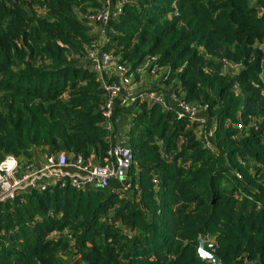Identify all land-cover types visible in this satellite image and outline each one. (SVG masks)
<instances>
[{"label":"trees","instance_id":"1","mask_svg":"<svg viewBox=\"0 0 264 264\" xmlns=\"http://www.w3.org/2000/svg\"><path fill=\"white\" fill-rule=\"evenodd\" d=\"M105 1L0 0V159L105 162L116 130L86 57L94 42L136 79L154 58L177 95L207 106L211 146L167 97L117 104L111 124L130 116L126 182L0 203V264H213L204 237L223 264H264V0H111L120 12L96 36L85 15Z\"/></svg>","mask_w":264,"mask_h":264},{"label":"built area","instance_id":"2","mask_svg":"<svg viewBox=\"0 0 264 264\" xmlns=\"http://www.w3.org/2000/svg\"><path fill=\"white\" fill-rule=\"evenodd\" d=\"M127 0H122V3ZM120 5H114L111 0H106L103 7L97 11L89 12L85 17L91 24H98L101 31H105L112 16H117L120 12ZM264 50V47H259ZM87 59L91 68L98 73L101 79V86L105 93L104 103L101 111L106 117L107 126H111L114 107L119 104L129 107L137 101H146L150 104H161L168 107L166 95L159 91L148 93H137L125 86L121 81L109 80L105 74L114 69L120 79L127 77L128 69L119 62V57L113 51H102L99 44L94 42L87 48ZM154 58H148L137 69V74L157 75L161 71L158 67L152 66ZM237 65L225 60V69L235 70ZM167 78L166 72L163 79ZM264 81V78H263ZM136 83V82H134ZM170 101L177 105V116L189 117L190 122H198L200 128H205L204 136L209 146L214 137V123L207 128V106L192 104L177 95L174 90L171 92ZM241 129L242 124H237ZM104 163H85L80 156H68L65 152L55 155L45 154L44 156L22 159L14 155H6L0 159V203L13 201L18 194L25 190H46L49 186L60 182L66 185L71 182L80 188L85 186H95L99 188L110 187L111 183L120 179V168L130 169L134 163V154L131 148L122 142L114 143L107 151ZM70 157H73L72 159ZM126 184L124 188H128ZM57 236L58 233H53Z\"/></svg>","mask_w":264,"mask_h":264},{"label":"crops","instance_id":"3","mask_svg":"<svg viewBox=\"0 0 264 264\" xmlns=\"http://www.w3.org/2000/svg\"><path fill=\"white\" fill-rule=\"evenodd\" d=\"M101 27L98 24H93L91 28V32L96 35L100 36V33H102ZM103 37V35H101ZM167 70L162 69L159 74L152 75V74H145L143 76H140L139 79L134 78L133 76H127L124 79H120V81L130 89H132L134 92L137 93H148L153 91H159L166 95L167 98L170 99L171 92L175 89L174 87L176 84L171 83L170 85H167L164 82L163 79V73H165ZM116 72L114 69H111L108 71L107 77H111L112 75H115ZM136 82V83H134ZM130 120V116H123L122 118L116 120L115 122H112L111 126L112 130H116L115 135L113 136L114 140L116 142H122L126 145V137H125V130L129 127L128 123ZM115 125V128L113 126ZM71 159L73 157H70ZM93 164L100 163L98 161L91 160Z\"/></svg>","mask_w":264,"mask_h":264},{"label":"water","instance_id":"4","mask_svg":"<svg viewBox=\"0 0 264 264\" xmlns=\"http://www.w3.org/2000/svg\"><path fill=\"white\" fill-rule=\"evenodd\" d=\"M120 179L126 182V176L129 173L128 169L120 168ZM212 246V243L204 237L199 242V254L204 261H211L213 264H223L222 259L215 252L209 250L208 248Z\"/></svg>","mask_w":264,"mask_h":264},{"label":"rangeland","instance_id":"5","mask_svg":"<svg viewBox=\"0 0 264 264\" xmlns=\"http://www.w3.org/2000/svg\"><path fill=\"white\" fill-rule=\"evenodd\" d=\"M203 130H204V129H203V128H201L200 132H201V133H203Z\"/></svg>","mask_w":264,"mask_h":264}]
</instances>
